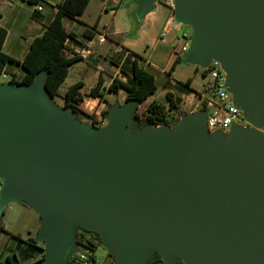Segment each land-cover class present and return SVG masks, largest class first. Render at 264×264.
I'll use <instances>...</instances> for the list:
<instances>
[{"label": "water", "instance_id": "obj_1", "mask_svg": "<svg viewBox=\"0 0 264 264\" xmlns=\"http://www.w3.org/2000/svg\"><path fill=\"white\" fill-rule=\"evenodd\" d=\"M175 5L193 28L185 61H222L235 104L264 124V0ZM42 76L0 82V177L2 209L21 198L42 215L43 264H69L79 227L100 235L114 264L154 254L168 264H264V134L244 144L236 124L210 136L202 109L173 132L147 126L130 139L136 101L112 108L104 127L83 123L53 101Z\"/></svg>", "mask_w": 264, "mask_h": 264}, {"label": "crops", "instance_id": "obj_2", "mask_svg": "<svg viewBox=\"0 0 264 264\" xmlns=\"http://www.w3.org/2000/svg\"><path fill=\"white\" fill-rule=\"evenodd\" d=\"M59 1L40 0L39 3H30L27 0H0V25L8 31L3 51L16 60L6 65L5 73L11 76L15 75L17 78L23 76L24 69L21 62L30 48L31 41L43 33L53 18ZM140 1L90 0L83 14L75 19L63 18L65 27L77 33L75 38H67L63 52L67 57L75 55L81 57L69 67L68 76L61 85L62 87L66 83L74 67H80L79 75L81 77H77L66 87L63 93H60L63 103L65 102L64 96L67 89L81 80L84 83L79 89V93L83 98L81 105L88 101H92L95 105L99 104V98L92 96L90 91L101 80V91L107 100V102H101L111 104L112 102L107 97L108 92H112L108 89L109 85L115 78L126 81L132 77L133 60L136 57L139 58V62L147 70L154 74L158 89L159 82L161 83L165 95L168 91H171L176 98L180 99L189 98L191 95L204 97V94L193 86V79L190 86L194 91L190 92L183 86L188 78L183 80L175 76L176 65L178 64L175 61L186 63L185 55L181 52L184 40L179 37V32L181 26L187 25L176 17L175 0H157L146 9L141 8ZM108 2L111 6L108 5ZM39 6H41V9H38ZM5 12L9 16L3 22ZM119 13L122 14L124 23H122ZM105 19H110L109 25L105 23ZM20 20H23L21 26L19 25ZM96 22L97 28L92 31V26ZM85 32L93 37L86 36ZM184 33L186 32L183 31L182 35ZM116 93L122 95L126 105V90L120 87ZM155 93L150 94L144 101L137 102V105H141L143 102L149 105L151 101L157 100L154 97ZM121 102L118 101V103ZM163 104L168 106V101ZM123 107L120 106L119 108L122 110ZM112 108H114V105L105 117L103 116L105 110L101 114L96 112L97 114L93 115L98 121L103 122L107 115L111 113ZM137 109L138 106L135 110ZM197 112H200V109L182 113L180 120L186 115ZM5 229L6 231L1 233L0 238L2 234L6 233L9 235L10 241L11 238H15L11 234H18L24 241L15 238L16 242L11 244L10 248H8V241L5 249L0 254L1 261L14 256L22 264H43L48 257V250L46 239L40 234L42 229L41 213L40 227L36 235H32L30 231L29 237L25 238L18 232L9 231L6 225ZM157 256L154 254L146 264H168L160 256ZM113 259V256L109 254L107 261L102 264H114ZM177 264L184 263L178 261Z\"/></svg>", "mask_w": 264, "mask_h": 264}, {"label": "trees", "instance_id": "obj_3", "mask_svg": "<svg viewBox=\"0 0 264 264\" xmlns=\"http://www.w3.org/2000/svg\"><path fill=\"white\" fill-rule=\"evenodd\" d=\"M30 3H39L40 0H27ZM90 0H60L57 3L56 11L51 19V21L46 26L42 34L35 37L30 44V48L26 53L21 65L24 69V74L21 78H17L15 75L11 76V82L14 85L19 84H30L36 77L42 73H46L44 86L53 98L59 95V90L68 76L69 67L75 61L81 59L80 56L75 55L72 57L65 56L63 49L67 38H75L77 33L68 30L63 22L64 17L77 18L86 10ZM1 17V13H0ZM97 22L92 26V31L96 30ZM8 31L5 27L0 25V73L4 72L6 65L9 62H15L16 60L9 54L3 51V45L6 40ZM95 34V33H94ZM88 37H93L92 35L85 32ZM179 63V61H175ZM175 65V64H174ZM174 67V66H173ZM199 69V67H197ZM205 74L204 71H202ZM206 75V74H205ZM192 78H188L183 86L192 92L194 89L190 86ZM83 81H77L72 84L65 92V102L63 107L71 109L76 115L81 119L83 115L92 117V122L94 124H99L98 120L94 115H90L85 112L81 107L83 98L79 93V89L83 86ZM102 81L99 80L96 86H94L90 93L92 96L99 98L100 101H106L104 93L101 91ZM123 87L126 92V101H136L141 102L148 98L152 93H155L158 89L156 78L152 72L147 70L143 64L139 62V58H134L132 77L126 81L119 78H115L113 82L109 85L108 89L112 92H118V89ZM168 99V106L163 103L153 100L149 103L146 108L145 121L148 124H153L154 126L167 125L170 128H174L180 122V99L176 98L174 93L168 91L166 93ZM108 113L107 110L103 111V116ZM135 118L139 120L140 114L134 112ZM28 204V203H27ZM4 211L0 213V235L5 232V225L2 220ZM92 234L94 235L98 243L94 245V250L102 243L101 237L98 233L91 230H87L79 227L75 235L77 234ZM13 237L24 241L18 234H11ZM112 255V254H111ZM158 257V256H157ZM96 257H93V261ZM69 263V262H68ZM0 264H22L17 257H8L5 261L0 260Z\"/></svg>", "mask_w": 264, "mask_h": 264}, {"label": "rangeland", "instance_id": "obj_4", "mask_svg": "<svg viewBox=\"0 0 264 264\" xmlns=\"http://www.w3.org/2000/svg\"><path fill=\"white\" fill-rule=\"evenodd\" d=\"M108 3H109L108 5L111 6L110 2ZM121 15L119 13V17L122 23H124V20ZM8 16L9 14H6L5 12V18L3 19V22L7 20ZM105 21H106L105 23L109 25L110 19H105ZM19 25L20 26L23 25V20H20ZM180 28H181L179 32L180 38L183 36L182 35L183 31H185L189 35L193 34L192 25H183ZM197 66L200 69L197 70L196 69ZM197 66L189 62L178 63L176 65L175 76L183 80H186L187 78H192L193 86L195 87V89L201 91V93H204L203 88H204V85L207 84V82L209 81V77L203 74L202 69L199 65ZM80 70H81L80 67H74L71 70V75L67 79L66 83H64L61 89L59 90V95L54 98L55 100L53 101L59 107L62 108L64 105L63 101H61L62 96L60 93H63L66 87L72 81H74L77 77H81L79 75ZM44 74L45 73L42 72L40 73V76L43 77L42 75ZM0 82H5V81L1 80ZM206 96L207 95H205L204 97H200V95H191L189 98L187 97H184L181 99L179 98L180 99V111L179 112L184 114L189 111H193V110L195 111L198 109L201 110L205 108ZM107 97H108V100L112 102L111 104L109 103L104 104L103 102L99 101V104L97 103V105H95L92 101H88V102L83 103L81 107L83 108V110L87 111L90 115H93V114H97L96 112L101 114L103 110L109 111L112 105H114V107L125 106L126 102H124V100L122 99L121 94H118L115 92H110V93L108 92ZM154 97L158 101L163 102V103L168 101L160 82H159V89L155 93ZM118 101H122V102L118 103ZM136 106H138V109L137 110L134 109V112H138L140 114V118L139 120L135 119L134 117L130 118L127 128L124 131L125 137L133 139L136 136H142L144 134V129L147 126L152 127L154 132H157L158 129L163 126V125L154 126L153 124H148L145 121L146 108L148 106L146 103L143 102L141 105H136ZM67 110L72 112L69 108ZM109 116H110V113L107 115V117L105 118L103 122L98 121L99 124L97 125L101 127L106 126L109 122ZM76 117L79 118L78 116ZM92 120H93L92 117H89L86 115H83L82 118L80 119V121L83 123H93L91 122ZM238 125L244 127V137L242 138V142L244 144H248L249 138L253 135L254 131H259L262 134H264V124L256 123L254 119L246 120V122L242 121ZM168 129L170 130V132L174 131V129L172 128L168 127ZM227 141H229V138L227 139ZM207 145L209 144L207 143ZM3 211H4V215L2 216V220H3L4 225L7 226V229L9 231L18 232L20 233V235H22L25 238L29 237L30 231L32 235L37 234L39 227H40V213H38V211L32 205L27 204L21 198H13L8 202V204L6 205L4 209L0 207V213ZM8 241H9V235H7L6 233L2 234L0 238V254L5 249ZM14 242H16V239L11 238V240L9 241L8 248H10L11 244H14ZM109 254H111V252H109L107 247L101 243L95 251L96 260L92 261L91 264L104 263L105 261H107ZM67 262H69L68 259L66 260V263Z\"/></svg>", "mask_w": 264, "mask_h": 264}, {"label": "built area", "instance_id": "obj_5", "mask_svg": "<svg viewBox=\"0 0 264 264\" xmlns=\"http://www.w3.org/2000/svg\"><path fill=\"white\" fill-rule=\"evenodd\" d=\"M41 9V6L38 7ZM184 43L181 52L186 55L191 46L192 34L184 33L182 36ZM209 81L204 85V96H206V125L208 134L211 136L218 131L228 132L234 125L246 122L243 110L235 104L233 93L226 85L227 71L223 67L222 61L212 59L210 63L201 67ZM11 81V75L5 72L0 73V81ZM4 180L0 177V207L2 204V194ZM8 203L5 204L4 208ZM98 243L97 238L92 234H77L74 238L73 249L68 257L69 264H91L95 256L94 245ZM114 261V259H113Z\"/></svg>", "mask_w": 264, "mask_h": 264}, {"label": "bare ground", "instance_id": "obj_6", "mask_svg": "<svg viewBox=\"0 0 264 264\" xmlns=\"http://www.w3.org/2000/svg\"><path fill=\"white\" fill-rule=\"evenodd\" d=\"M193 24V23H192ZM194 25V24H193ZM195 26V25H194ZM196 27V26H195ZM43 92H45V90H43ZM26 199H28L27 197H25ZM29 200V199H28ZM30 201V200H29ZM31 202V201H30ZM38 210H40V211H43V209L42 208H40V207H36Z\"/></svg>", "mask_w": 264, "mask_h": 264}]
</instances>
